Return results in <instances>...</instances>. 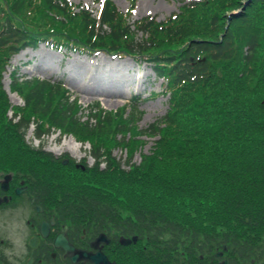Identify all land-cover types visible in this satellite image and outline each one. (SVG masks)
<instances>
[{
    "label": "trees",
    "instance_id": "trees-1",
    "mask_svg": "<svg viewBox=\"0 0 264 264\" xmlns=\"http://www.w3.org/2000/svg\"><path fill=\"white\" fill-rule=\"evenodd\" d=\"M73 8L65 0H0V80L21 47H37L49 36L92 52L143 57L167 80L170 93L167 113L140 132L156 137L155 149L137 166L132 158L112 162L101 148H91L95 165L82 168L67 154L57 157L29 143L32 124L38 139L46 132L22 113L6 117L0 83V159L5 160L0 174L11 169L13 185H29L46 218L56 220L53 236L67 227L72 243L90 250L105 234L111 244L104 251L113 263L264 264V0L187 2L164 23L150 18L137 23V32L110 1L99 24ZM26 17H50L63 30L44 20L30 27ZM69 21L82 33L71 35ZM160 40L163 45H157ZM19 84L24 83L16 79V90ZM24 85L29 87L25 107L40 114L38 106L59 100L64 119H55V125L72 118L76 102L58 85L41 80ZM129 114L120 122L125 133L124 127L142 116L136 108ZM99 115V128L112 123L109 115ZM2 124L17 135V148L3 142ZM87 127L91 133L94 125ZM24 157L36 162L25 163ZM38 162L91 174L95 185L69 182L55 171H42ZM52 239L37 251L35 263L73 264L52 256L57 252Z\"/></svg>",
    "mask_w": 264,
    "mask_h": 264
},
{
    "label": "rangeland",
    "instance_id": "rangeland-1",
    "mask_svg": "<svg viewBox=\"0 0 264 264\" xmlns=\"http://www.w3.org/2000/svg\"><path fill=\"white\" fill-rule=\"evenodd\" d=\"M69 1L74 5L82 4L90 10L92 9L95 15L100 9L94 0ZM114 1L122 12L125 13L129 9V0ZM137 2L134 20L147 15L155 16L158 20H165L172 13L178 12L180 6L184 4V0H137ZM25 19L30 27H32L33 23L43 25L40 23L43 20V22H53L50 17L43 18V20L30 17ZM53 23L59 24L55 26L57 28L62 26H60L58 21ZM68 25L72 29L70 30L71 35L72 33H82V27L78 23L69 21ZM55 27L54 29H56ZM195 28L196 25H194L193 29ZM183 41L185 42V39ZM156 42L157 45H163L164 43L162 40ZM175 42L180 43V41ZM163 47L171 51L175 48V45H164ZM95 60L96 62H94ZM92 62H94V65H92ZM10 63V67L4 75L3 73L1 74L0 80L3 86V94L7 101L6 105L9 108L6 112V117L12 118L13 114L17 112L24 114L26 118H32L34 122L38 123L42 132H46V135L50 134L44 139V150L53 153L57 157L67 154L78 161V163L80 162L79 164L82 168L95 165V160L89 154L91 148L94 150L101 148L104 157L106 159L110 158L112 162L122 160L124 163L127 159L132 158L133 164L137 166H141L145 162V157L153 153L156 137L152 138L146 134L140 135V132L147 129L152 123H156L157 120L167 113L169 96L163 93V80H156L153 70L149 66L137 63L131 58L126 60L116 58L114 60V58L106 55L91 57L87 54L80 55L77 52H69L67 50L54 52L44 44L40 45L36 51L26 50L21 52ZM139 75L143 76L142 79H139L140 81L137 78ZM15 76L20 77L22 81L38 78L53 79L56 82L62 80L67 87V90L66 88L65 90L73 96L72 100L76 99L77 101L72 118L67 119L62 127L56 126L55 119H58L59 123L64 119V117L60 118L64 111L61 112L60 110L59 100L53 101V105L38 106V111H41L40 114H37L31 106L25 107L24 97L27 95L29 87L19 84V89L16 90L13 81ZM145 81L147 83L144 84V91L147 94L141 95V103L138 106L142 116L132 126H125L124 129L127 130L125 133L121 131L120 122L128 120L131 97L134 95V91H139V82L145 83ZM74 84H77L82 91H76ZM84 91H88L91 94L89 95V93ZM111 93L117 97H109L112 95ZM92 110L94 111L92 112ZM101 112L109 115L110 120H113L111 124L103 128H99L98 120L100 117L98 119L96 117L100 116ZM49 116H52L54 120H50ZM78 122L79 124H77ZM88 123H93L94 125L91 133L87 127ZM6 126L2 124L4 135L6 136L3 142L10 144V148H17L20 141H17L15 132ZM27 140L36 148L41 146V142L34 139V126L30 128ZM9 141H12L13 144ZM1 156L5 155L1 154ZM24 158H26L25 163L31 164L32 162H29L31 160L36 162L34 159ZM4 161V159H0L1 168H5ZM64 163L66 162L64 161ZM37 164L42 171L44 170L51 174L55 171L69 182L75 180L76 183L83 182L86 186L94 187L95 185L90 179L93 178L91 174L82 175L77 169L75 171L69 167L56 166L54 169L52 168L53 166L45 162H38ZM124 166L126 167V165ZM101 168H104V165ZM1 175L3 176L1 177ZM12 178L11 169L9 171L1 170L0 184L7 185L9 189L5 191V193H8L7 196L3 197L0 195V264H26L30 259L31 253L28 247L29 240L36 235L37 231L36 226L34 228L31 227L32 221L33 223L36 222L35 224H39L42 218L37 215L32 200L27 194L22 193L24 187L17 189L22 190L21 194H14V190L10 186L13 185V182H11ZM19 185L16 184L14 186L19 187ZM1 189L2 187L0 186V191ZM121 200L125 201L126 199L121 197ZM49 212L51 211L49 210ZM103 244L105 247L108 245L105 241L102 243L97 241L92 246L96 251H102ZM92 253H95V251Z\"/></svg>",
    "mask_w": 264,
    "mask_h": 264
},
{
    "label": "water",
    "instance_id": "water-1",
    "mask_svg": "<svg viewBox=\"0 0 264 264\" xmlns=\"http://www.w3.org/2000/svg\"><path fill=\"white\" fill-rule=\"evenodd\" d=\"M6 186V185H3ZM52 225H54V221L52 222ZM41 233L42 237L46 238L50 235L51 233V228L50 225L45 222L41 226ZM40 239L39 238H34L31 243V248L33 251L40 245ZM55 246L58 248H61L63 251L66 253H70L71 255V261L74 262L75 264H78L81 259L84 261L92 262V264H110V261L108 260L107 256L103 252H98V253H88L86 251L79 252L63 235H59L56 238ZM221 256V254H219ZM33 262V258L31 260ZM222 264H229L227 260H225Z\"/></svg>",
    "mask_w": 264,
    "mask_h": 264
},
{
    "label": "bare ground",
    "instance_id": "bare-ground-1",
    "mask_svg": "<svg viewBox=\"0 0 264 264\" xmlns=\"http://www.w3.org/2000/svg\"><path fill=\"white\" fill-rule=\"evenodd\" d=\"M75 83V82H74ZM74 88L76 89V91H82L81 90V88L77 85V84H74ZM84 92H86V93H89L88 91H84ZM91 93H89V95H90ZM112 94V93H111ZM117 97L115 94H112V95H110L109 97ZM89 100H91V98H89Z\"/></svg>",
    "mask_w": 264,
    "mask_h": 264
},
{
    "label": "flooded vegetation",
    "instance_id": "flooded-vegetation-1",
    "mask_svg": "<svg viewBox=\"0 0 264 264\" xmlns=\"http://www.w3.org/2000/svg\"><path fill=\"white\" fill-rule=\"evenodd\" d=\"M35 227V224L33 225V228Z\"/></svg>",
    "mask_w": 264,
    "mask_h": 264
}]
</instances>
